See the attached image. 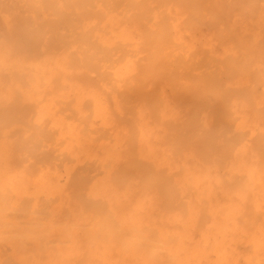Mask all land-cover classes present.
<instances>
[{"label":"bare ground","instance_id":"1","mask_svg":"<svg viewBox=\"0 0 264 264\" xmlns=\"http://www.w3.org/2000/svg\"><path fill=\"white\" fill-rule=\"evenodd\" d=\"M203 2L229 4L232 18L220 25V31L207 28L198 46L185 38L194 28L185 31L181 16L189 13L188 4ZM243 2L0 0V264H114L110 258L122 264H130L131 259L134 264H158V258L169 255L181 262L182 254L193 259L196 254L180 247L179 242L186 240L172 229L183 227L188 232L201 201L207 202L211 217V229L202 230V239L210 240L213 233L214 240H220L218 261L237 257L227 247L242 244L249 248L242 253L247 264H264V155L254 150L256 160L244 161L251 152L244 144L238 170L247 174L246 183H237L238 187L217 197L213 186H208L211 168L194 171L199 164L194 143L184 140L171 146L175 132L194 127L208 130L214 123L211 115H216L217 106L207 110L202 97L194 102L199 104L183 106L180 96L190 93L192 99V92L216 83L212 77L221 73L227 74L219 77L227 78V89L249 80L231 78L240 73L264 86V20L249 24L244 16L251 10L242 7ZM257 2L262 4H253L251 16L264 9V2ZM232 5H239L238 9ZM39 21L47 30L43 36L38 35ZM20 23L28 31L22 38L16 30L22 28ZM58 34L66 36L55 38ZM41 36L46 42L42 47L37 46ZM226 37L234 39L227 49L230 55L224 46L222 54L218 52ZM19 42L23 48L30 45L41 51L31 57ZM71 56L99 77L103 86L76 82ZM225 57L230 65L220 68ZM190 63L194 64L189 67ZM54 80L60 84L54 85ZM200 80L206 83L199 84ZM177 82L182 85L180 94L171 89ZM65 87H70L74 100L65 102ZM115 87L133 93L150 90L155 95L156 110L142 98L135 109L138 161L152 164L150 180L145 167L134 165L135 139L130 130L114 121L113 109L120 110L118 97L113 109L105 101L104 94ZM213 92L217 97L222 94L220 87ZM86 99L93 103L89 109L84 106ZM37 100L35 115L15 113L18 103L24 110ZM228 110L238 121L236 131L264 136V91L246 90L244 96L229 101ZM258 140L252 137L250 142L259 146ZM174 148L180 149L181 159L170 162ZM174 163L183 176L172 187L184 197L187 222L178 211L159 207L161 195L171 200L169 208L177 200L174 192L159 191L157 183L163 169ZM80 188L92 201H100L99 208L105 211L100 229L93 208L74 196ZM194 194L197 203L192 201ZM153 226L155 238L150 236ZM100 231L105 233L102 240Z\"/></svg>","mask_w":264,"mask_h":264},{"label":"rangeland","instance_id":"2","mask_svg":"<svg viewBox=\"0 0 264 264\" xmlns=\"http://www.w3.org/2000/svg\"><path fill=\"white\" fill-rule=\"evenodd\" d=\"M242 7H245L251 11L247 10V15L244 16L246 19L250 20L249 24H255L259 22L260 20H264V9L261 12H258V15H261L260 18H257L258 15L256 16H251L253 15V11L255 12V6L253 4H262L258 3L257 1H262L264 0H244ZM239 5H232V7L238 9ZM187 10L189 13L185 16H181V22H185L183 25L184 30H189L193 29V32L190 34L185 35V38L187 40L193 39L197 41L198 46L203 44L201 41V37L203 36V33L207 30V28L212 27L215 31H220V25L222 23H225L228 19L232 18V11L230 10L229 4L227 5H211L208 3H197V4H192V5H187L186 6ZM207 14L209 16H206L204 14ZM17 21V19H16ZM27 26L28 23H25ZM39 27L41 28L42 31H40V34L42 35L45 33L47 30H44L45 23L39 21ZM192 24V25H190ZM190 25V26H189ZM19 26H22L21 23ZM20 28V27H19ZM17 30V35L18 37L22 38L23 34H27L28 31L22 26L21 29H16ZM66 32H63L65 34ZM63 34H58L55 36V38L61 39V36H66ZM28 35V34H27ZM42 36L40 37V40H37V46L42 47L46 42L43 40ZM18 38V39H20ZM65 38V37H64ZM232 40L229 39V37H226L221 40V45L218 49V52L222 54V46L226 49L225 54L230 55L227 51L228 47L234 44ZM67 43L68 41L65 40ZM22 42V41H21ZM21 42L20 43V48L30 54L31 57H34L39 51H41V48L35 52L34 47L27 46V48L21 47ZM66 43V44H67ZM66 44L63 43V45L66 46ZM23 45V44H22ZM64 46V47H65ZM240 55H243V52L241 51L240 53L237 52V56L240 58ZM40 56V55H39ZM193 59V58H192ZM71 60L73 61V66L75 67L73 70L76 72L74 79L75 81L80 83L84 82L85 85H94L96 88H101L103 86L102 80L94 76V74L87 68L79 66V62L77 60L76 56H71ZM194 60V59H193ZM230 60H228L225 57V60L219 64L220 68H225L226 66L230 65ZM194 63H190L189 67H191ZM192 68H197V67H192ZM207 68H200V71L206 70ZM76 74L79 79L76 77ZM205 76L207 77L208 74L205 73ZM216 78L212 77V80H214L216 83L219 82L218 85L215 86L216 83L213 84H208L205 86V88H198L197 92L193 93L195 95H191L192 99H190L189 94H184L180 96L179 102L183 106H189L191 104H199V103H194L196 100H199V96L203 98V103L202 106L206 108L207 110H210V106L213 104L216 107L215 109V114L216 115H211L212 120L214 123L208 128V130H200L197 127L192 128L191 130L188 131H178L175 132L174 135V140L171 142V146L176 147L178 142L184 141V140H189L194 143L195 145V152L199 158V164L196 166L194 171L199 170L203 168L204 166H208V171L211 168L210 171V177L209 180L210 182L208 183L209 187H212V190L216 193L217 197H223L224 194H228L234 187H238L237 183L242 184L243 182L246 183L247 179V174L240 172L238 168H240L239 160H240V151L243 147L244 144H248L250 146V154L248 155L247 158L243 159L244 161L251 162L256 160L255 155H254V150L259 152L261 156L264 155V136L259 133L255 132L252 133L250 130H241V131H236L235 126L238 123V121L235 119V117L232 115V113L228 110L227 107L229 105V101L231 99H234L235 96H244L246 90H255L258 93H263V84L257 82L252 76H245L244 74H232L231 78L238 79L240 76H244L246 79L249 78V80L246 83H242L241 85L243 86H232L231 88L227 89L225 86V82L227 80L226 77H223L220 79L219 77L221 76H227V74L221 73L219 76L215 74ZM220 79V80H219ZM224 82H222V81ZM206 82H203L202 80L199 81V84H203ZM60 84V81L54 80V85ZM83 85L82 83H80ZM60 87L62 85H59ZM122 86H125L122 85ZM127 88H130V86L126 85ZM182 85H180L178 82L173 83L171 86V89L173 92L180 94ZM195 87V86H192ZM215 87H220L222 94L221 96L217 97L214 94V88ZM70 87H65V102L68 99H75L74 95L70 94ZM248 95V94H247ZM115 96L118 97L120 101V110L119 111H114L113 105H115ZM246 96V95H245ZM177 97V96H176ZM105 101L108 103V105L113 109L114 113V121L116 124L119 125L120 128L130 130V133L132 137L135 139V144L134 146V155H135V162L134 165L137 168H146V180H150V178L153 175L152 171V164H149L147 166H144V163L141 161H138V143H136L137 137H140L139 133V126H138V117L135 114V109H136V104L138 98L145 99L147 102V105L151 107L153 110H156V99L155 95H153V91L148 90L147 93L143 90L142 92L139 91V89L136 90V93H133L131 90L126 89L125 87L121 90L118 87H115L114 89L109 90L104 94ZM17 101H21V97H17ZM40 105V101L37 100L33 102L31 107L25 108L22 110L20 108V103L17 105V109L15 113L18 116H24V113H30V115H35L37 112V109ZM63 106L70 107V104H63ZM84 106L85 108L89 109L93 106V103L89 100L86 99L84 100ZM219 109V112H216V110ZM219 113V114H217ZM67 114V113H66ZM28 115V114H27ZM47 135H41V137L44 139ZM252 137H256L259 142V146L257 145L256 141L255 143H251L250 139ZM49 142L48 140H45ZM256 145V146H255ZM180 149L179 148H174V157L170 162L177 161L181 159V154H180ZM256 167H260L259 165H255ZM235 168L238 171L234 173H230V169ZM261 168V167H260ZM171 172V174H169ZM182 169H178V164L174 163L172 165L166 166L162 173L161 176L158 178V189L159 191H170L174 192L177 200H175V205L173 208H169L171 205V200H168V198L165 195L160 196V201H159V207L164 210V211H178L180 214H182V219L184 222H187L188 220V213L186 212V208L184 206L183 200L184 197L181 194H178V190L173 188L172 185L175 180H180L182 177ZM214 180L217 181V183H214ZM208 181V179H207ZM206 181V182H207ZM172 188V189H171ZM177 192V193H176ZM198 194V191H197ZM194 194L192 195V201L194 203H197L199 201L197 199L198 195ZM188 195V194H185ZM190 195V194H189ZM75 198L84 206L86 207H92L95 214V217L97 218V221L95 222V225L97 226L98 229H100V225L103 224L104 217L101 215L105 211L100 207V201H92L90 198H88L82 188H80L76 193H75ZM248 196L252 197V193L248 192ZM207 202L201 201L200 204L196 207V214L192 217L193 220V225L189 227L185 224L184 227L189 229L188 232H184L182 229L178 227H174L172 230L175 231L177 234L182 235V239H185V242H179L180 247L186 251H189L191 253H195L196 256H192V258L187 259L189 255L182 254L180 259L181 262H177L174 256H162L161 258L157 259L158 264H247L245 261L244 255L242 253H245L249 250L247 246H244L242 244H237V245H229L227 247V250L231 253L233 251H236L238 253V256L233 258H230L229 261L224 262V261H218V252L220 251V245L219 242L220 240L215 241L213 238V233L211 235V239L208 241H205L202 239V233L204 229L210 228L211 229V217L206 211V206ZM157 227L153 226V230L150 232V236L152 238H155L156 236V230ZM100 235L98 238L102 240L101 237H105L104 231L99 232ZM86 255V254H85ZM112 261L114 264H122V262H115L112 258L109 259ZM133 259H131L130 264H134ZM108 264V263H106ZM148 264H153L151 261Z\"/></svg>","mask_w":264,"mask_h":264}]
</instances>
